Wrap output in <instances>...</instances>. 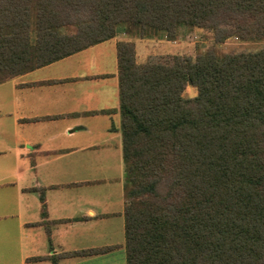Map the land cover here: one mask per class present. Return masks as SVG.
Segmentation results:
<instances>
[{
    "label": "trees",
    "instance_id": "1",
    "mask_svg": "<svg viewBox=\"0 0 264 264\" xmlns=\"http://www.w3.org/2000/svg\"><path fill=\"white\" fill-rule=\"evenodd\" d=\"M180 28L264 41V0H0V85L118 32ZM117 63L126 264H264V48L138 64L121 41Z\"/></svg>",
    "mask_w": 264,
    "mask_h": 264
},
{
    "label": "crops",
    "instance_id": "2",
    "mask_svg": "<svg viewBox=\"0 0 264 264\" xmlns=\"http://www.w3.org/2000/svg\"><path fill=\"white\" fill-rule=\"evenodd\" d=\"M131 40L118 32L7 82L13 95L6 113L12 125L0 126L3 264H126L117 44ZM167 42L136 38V58L154 55L153 48L166 52ZM105 247L113 248L72 255Z\"/></svg>",
    "mask_w": 264,
    "mask_h": 264
},
{
    "label": "rangeland",
    "instance_id": "3",
    "mask_svg": "<svg viewBox=\"0 0 264 264\" xmlns=\"http://www.w3.org/2000/svg\"><path fill=\"white\" fill-rule=\"evenodd\" d=\"M127 35V34H126ZM128 38H132V42L137 38V35L133 32H130ZM141 39V38H139ZM150 40H165V39H150ZM169 49L166 52L161 48H153L154 50L151 56H167V55H177L190 57L193 60L197 57L198 54L204 53L209 49L214 48L217 52L222 53H256L259 50L264 48L263 40H254V41H241L236 38H231L224 42L223 44H214L212 34L203 29L195 28L189 30L186 28H180L179 37L173 43L167 42ZM160 54H157L158 51ZM168 51V52H167ZM156 52V53H155ZM167 53V54H162ZM157 54V55H156ZM147 58L139 57L136 58L138 64L144 63ZM10 95H13L12 84L7 83L0 86V126H11L12 120L6 116L7 112L11 111V98ZM185 98L192 99L197 96V90L192 86L188 85L185 94ZM1 142V141H0ZM1 228V225H0ZM6 237V233L0 234V238ZM1 247V246H0ZM0 252H2L0 250ZM5 252V251H4ZM1 257V254H0ZM5 262L4 258L1 260L0 264Z\"/></svg>",
    "mask_w": 264,
    "mask_h": 264
}]
</instances>
